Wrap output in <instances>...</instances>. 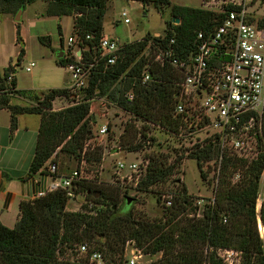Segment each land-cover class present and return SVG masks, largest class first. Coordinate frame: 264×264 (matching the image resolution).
Masks as SVG:
<instances>
[{
    "label": "trees",
    "instance_id": "obj_1",
    "mask_svg": "<svg viewBox=\"0 0 264 264\" xmlns=\"http://www.w3.org/2000/svg\"><path fill=\"white\" fill-rule=\"evenodd\" d=\"M35 1L46 3L47 17L73 18L71 37L76 38L79 47L86 50L81 52L79 63L83 68L91 67L87 87L79 93L82 95L80 100L60 110H53L52 103L56 99H70L68 88L50 89L40 94L20 91L16 89L15 77L6 85L9 74H15V67L21 64L25 53L23 48L19 50L16 63L12 65L10 62L0 72V90L11 87L9 92L0 94V109L10 113V136L17 128L18 116L35 115L40 118L29 177L38 172L45 173L47 164H57L61 155L74 159L76 170H80L82 161L99 165L104 148L88 145L93 138L94 121L90 109L95 98H106L135 120L155 124L166 131H178L180 119L173 117L178 76L172 69L154 64L149 55L145 56V48L150 40L166 45L174 39L176 46L190 50L194 47L197 33L219 25L222 14L171 5L169 0H155V8L160 13L163 14L166 8L170 10L171 19L165 22L161 40L147 35L140 41L123 44L115 64L106 65V58L100 59L98 43L102 38V22L109 0H0V14L15 16ZM134 1L148 3L147 0ZM176 20L179 21L177 24ZM20 31L17 24L16 39L23 44ZM58 35L62 46L60 25ZM87 36H90L89 40H86ZM37 41L51 49L50 36L38 37ZM55 64L67 68L76 64V60L63 55L56 59ZM145 68L150 80L143 84ZM129 93L133 96L131 101L126 97ZM17 97L28 100L30 104L12 105L11 100ZM128 127L134 128L126 126L124 134ZM145 129L146 126L137 132L140 135L138 142L135 141L136 135L128 144L121 143V137L120 145L128 152L150 145L153 138L146 136ZM210 152V148L205 146L204 149L195 147V151L188 154L196 161L202 179H206L201 171L202 164L211 160ZM182 157L176 156L169 162L163 154L149 153L146 174L137 184L139 191L147 192L178 174ZM237 167L243 174L238 184L232 186L229 178ZM263 168L264 155L250 163L226 159L215 204L206 206L201 218L186 217L188 210L195 211L196 208L178 178L172 180L176 189L171 206L166 208L163 220L155 221L137 218L130 212L118 215L120 201L127 207L131 206V203H126L128 197L124 195L123 200L117 192L108 194L101 186L87 180L78 184L75 194L84 193L86 200L98 206L96 208L88 209L86 204L79 211H67L68 198L64 191L46 193L43 197L20 204L19 218L12 229L0 224V264H71L63 260L67 250L80 244H86L91 252H104L108 264H121L125 245L130 241L144 255L161 254V259L151 264H221L216 256L219 249L240 252V264H264V236H259L255 212ZM94 194H99V197L94 198ZM260 218L264 228V201ZM258 225L260 227V223Z\"/></svg>",
    "mask_w": 264,
    "mask_h": 264
},
{
    "label": "built area",
    "instance_id": "obj_2",
    "mask_svg": "<svg viewBox=\"0 0 264 264\" xmlns=\"http://www.w3.org/2000/svg\"><path fill=\"white\" fill-rule=\"evenodd\" d=\"M218 5L217 10L210 11L223 15L220 24L207 32H198L192 49L179 48L174 39L166 45L150 40L145 48V51L148 49L145 56L149 55L154 64L166 66L178 76L173 109V117L180 119L177 132H185L190 139L189 147L210 148L214 179L211 191L214 192L219 190L226 159L250 163L264 155V16L257 14L255 0H218ZM126 16V12L121 14L124 24H128ZM154 38L161 40L159 35ZM89 39L87 36L86 40ZM120 47L115 40L102 37L98 43L100 59L106 58V65H114ZM82 51L86 50L79 47L76 38L67 39L63 55L76 60V64L66 68L71 73L68 89L77 88L80 92L87 87L91 67L83 68L79 63ZM33 68L34 63H30L24 71L29 73ZM146 68L143 84L150 80ZM14 77L15 74L10 73L6 85ZM10 89L6 86L0 94ZM126 97L128 101L133 99L130 93ZM99 133L105 134L106 126L101 127ZM146 167L147 164L139 169L135 163L117 162L114 173L117 179L124 181L131 177L120 174L131 176L140 170L139 175L145 176ZM46 172L50 177L47 191L32 200L55 191H64L68 201L75 199V190L84 180L80 170L59 175L58 165L52 163L48 164ZM242 174L240 167L232 171L229 178L232 186L238 184ZM261 176H264V168ZM171 203L167 200L165 205L170 207ZM130 255L126 264H138L137 260L142 257L135 246ZM216 256L221 264L241 263L238 251L219 249ZM63 260L71 264H107L100 251L91 252L86 244L70 248Z\"/></svg>",
    "mask_w": 264,
    "mask_h": 264
},
{
    "label": "rangeland",
    "instance_id": "obj_3",
    "mask_svg": "<svg viewBox=\"0 0 264 264\" xmlns=\"http://www.w3.org/2000/svg\"><path fill=\"white\" fill-rule=\"evenodd\" d=\"M147 1L148 3L145 4L134 0H109L106 4L102 22V37L115 40L119 46L140 41L147 35L151 37L159 35L162 37L164 35L165 22L171 19L170 10L166 8L162 14L155 8V0ZM169 1L171 5L202 8L207 11L217 10L219 8L218 0ZM255 3L258 6L257 14L259 16H264V0H255ZM43 4L44 2L37 1L34 6H25L24 10L21 11V15L23 12H25V15L23 19L20 18V22L18 23L14 20L15 16L0 14V68L3 69L9 62L14 65L20 48L27 49V57L21 60L20 66L15 67V76L18 80L19 87L21 86L22 89L26 90L33 89L37 94L45 90L43 87L47 85V82L64 85L65 81H71V73L68 70L57 69L54 65L50 67L48 65L49 63H47L49 56L52 57V59L56 58L60 51H64V48L51 55L49 53V48L42 46L34 37V33L42 31L47 34L54 42V47L58 48L59 45L56 42L59 39V20L62 22L61 25L64 29L63 36L66 44L67 39L71 37L70 28L72 25V18L60 17L57 19L56 17H44L42 19L40 18L38 22L37 19L39 18V13L42 11ZM123 12H126L128 24H124L123 22V18L121 17ZM17 24H19L20 29L21 24L23 27L22 33L20 32L23 44L16 39ZM145 52H148V49H146ZM50 62L53 64L52 61ZM30 63H34V68L31 72L26 73L24 68ZM79 93L80 91H78L77 88L69 89V94H71L70 99L57 101L55 109L58 110L76 103L82 96ZM90 112L94 122L92 123L93 138L88 142V145L101 146L104 148L103 157L99 165L96 166L82 161L80 171L82 172L84 180L96 183L108 194L117 192L120 194L121 199H123L124 195L134 199L130 207L125 206L123 201H120L117 207L118 215L130 212L137 218L142 217L149 221L163 220L164 213H166L167 210L165 202L167 200L172 201V194H174L176 189L175 184L172 182L174 178H178L180 184L184 185L187 195L191 197L193 207L196 208L195 211L188 210L186 213L187 218H201L204 208L215 204V196L216 193L220 191L221 186L219 183V190L216 192L211 191V187L214 185V179L212 177V160H210L209 163L202 164L201 169L204 171L206 179H201L196 161L188 157V154L195 151V148L189 147L188 143L190 139L188 136H185V132L178 133L166 131L155 124L146 123L142 120H135L128 113L119 109L115 104L107 101L106 98H95L91 102ZM3 116L2 114L0 115L1 123L3 122ZM103 126H106V133L101 135L99 130ZM126 126H133L134 128L128 127L127 132L124 134ZM144 126L147 128L145 129L146 136L153 138L150 145L134 152H128L120 145L121 137V143L128 144L136 135L137 139L135 141L138 142L140 140V135L137 134V132L142 131ZM149 153L163 154L168 157L169 162L176 156L179 157L182 155L183 159L179 165L178 174L147 192L139 191L137 187V182H139L137 180L144 178L143 174L139 175L140 170L136 173H132L131 176L127 173L120 174L121 176L126 174L128 177H131V179L124 178V181L121 178L117 179L118 175L114 173L117 162L135 163L138 164L139 169H143V166L148 164L147 156ZM57 165L60 174L63 175H67L70 171L75 170L77 166L74 159L64 155L58 158ZM158 198H160V201L157 200ZM263 201L264 176H261L258 199L255 207V212L257 214V230L260 237L264 236L258 225L259 210ZM86 204H88V209L95 206L91 201L86 200L84 193H80L75 196L74 200L67 201L66 210L76 212L81 210L82 205L86 206ZM96 207L98 206H95V208ZM133 246L135 245L132 241L126 243L121 264H126L127 259L131 258L130 251ZM69 252L70 249L67 250V256ZM101 253L105 257V253ZM141 256L142 257L137 260L138 264H151L161 259V254L148 256L142 253ZM117 263L118 262H116V264Z\"/></svg>",
    "mask_w": 264,
    "mask_h": 264
},
{
    "label": "crops",
    "instance_id": "obj_4",
    "mask_svg": "<svg viewBox=\"0 0 264 264\" xmlns=\"http://www.w3.org/2000/svg\"><path fill=\"white\" fill-rule=\"evenodd\" d=\"M37 3L35 1L29 6H34ZM42 11L39 13V18L47 17L46 12V3L44 2L42 6ZM25 12L22 13L21 18ZM55 18V17H49ZM58 19V17H56ZM72 18V17H71ZM39 22V21H38ZM36 23V22H35ZM61 34L63 45L61 46L60 40L56 42L59 46L58 48L54 47V42L51 43V49H49V53L52 55L54 52H59L60 49L65 48V39H64V29L61 25ZM73 28V18H72V25H71V32ZM23 31V27L21 24V33ZM41 36H48L47 34L39 31L34 33V37L37 38ZM25 53L22 59L27 57L28 51L24 49ZM60 53V52H59ZM47 63L50 67L54 65L57 69L65 70L66 68L58 67L55 64L56 58L49 56V60L47 59ZM53 64H51V62ZM10 63V62H9ZM7 64V66L9 65ZM7 66L3 69L0 68V72H2ZM44 67V66H43ZM42 67V68H43ZM16 79V89L20 91H30L35 94V90L31 89H22L19 87L18 80ZM70 81L67 80L64 82V85L53 84L51 82H47L43 88L44 91L40 93L46 92L50 89H62L68 88ZM62 86V87H60ZM63 99H56L53 103V110L55 109V104L57 101ZM12 105L18 106H26L29 105L30 102L23 98L17 97L11 100ZM67 107V106H66ZM65 107V108H66ZM62 109V108H60ZM58 109V110H60ZM3 116V122L0 121V224L3 226L12 229L19 218V207L20 204L23 202H29L39 194L45 193L47 191L48 185L50 183V177L48 176L47 172L42 173L38 172L35 175L29 177V166L34 156L36 139H37V132L40 125V118L35 115H20L17 117V128L13 133L12 137L10 136V113L5 109H0V115ZM48 169V164H47ZM47 171V170H46ZM59 175L60 174L59 172Z\"/></svg>",
    "mask_w": 264,
    "mask_h": 264
},
{
    "label": "water",
    "instance_id": "obj_5",
    "mask_svg": "<svg viewBox=\"0 0 264 264\" xmlns=\"http://www.w3.org/2000/svg\"><path fill=\"white\" fill-rule=\"evenodd\" d=\"M20 18H21V11H18L14 17V20L16 23L20 22ZM179 21L176 20L175 23L177 24ZM63 57V52H60L58 55H57V59H61ZM94 198H98L99 197V194H94L93 195ZM126 203L127 205H129L131 203V199L130 198H127L126 199ZM258 223H260L261 227H262V232H263V235H264V228H263V225H262V222H261V218H260V210H259V216H258Z\"/></svg>",
    "mask_w": 264,
    "mask_h": 264
},
{
    "label": "bare ground",
    "instance_id": "obj_6",
    "mask_svg": "<svg viewBox=\"0 0 264 264\" xmlns=\"http://www.w3.org/2000/svg\"><path fill=\"white\" fill-rule=\"evenodd\" d=\"M260 228H261V231H263L261 225H260Z\"/></svg>",
    "mask_w": 264,
    "mask_h": 264
}]
</instances>
